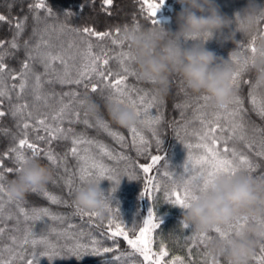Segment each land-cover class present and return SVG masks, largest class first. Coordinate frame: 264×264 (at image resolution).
Returning <instances> with one entry per match:
<instances>
[{
    "label": "trees",
    "instance_id": "trees-1",
    "mask_svg": "<svg viewBox=\"0 0 264 264\" xmlns=\"http://www.w3.org/2000/svg\"><path fill=\"white\" fill-rule=\"evenodd\" d=\"M36 2L38 0H0V15L6 18L5 21H0V57L7 65V69L11 70L6 69L3 77L0 78V88L7 93L5 97L0 98V111L5 113L3 117H0V163L5 168L14 169L12 173L5 172L3 181H0L3 186V192L0 193V227L4 229L3 234L0 235L2 258L9 259L12 253L4 249L11 248L17 256L13 264H26V260L32 259L33 251L59 254L52 259L40 256L39 264H105V261L111 264V258L121 253L124 256L120 264H126L130 259L142 261L139 256L131 258L127 256L131 249L122 237L117 238V247L105 236L110 234L109 220L121 223L126 228L135 225V235H137L146 218L145 208L147 206L152 207L156 213L155 222L161 220L160 228L153 230L152 247L154 251H158L160 243L163 242L169 252V256L165 257V262L178 256L185 260V264H210L205 256L204 243L194 244L190 237L195 232L190 227L184 229L181 222L182 209L171 205L165 199L164 193L172 187V184L169 178L164 176V172L168 171L178 177L183 173V165L187 163L189 154L193 157L203 154V150L196 147L201 143L199 137L205 130L201 121H211L214 124L216 116L219 115L221 119L218 122L225 131L220 133L219 129L217 130L216 135L223 137L218 140V148L221 151L225 147L235 149L237 153L246 156L253 168L244 174L257 180H264V156L257 155L264 145V117L259 114L260 109L264 107V89L253 86L254 71L248 65L241 72L238 86L234 87L235 98L228 110L210 108L202 99L203 96L190 93L178 76L171 78L168 92L161 95L151 82L129 75L125 83L132 98L136 99L139 105L138 96L144 95L145 92L148 94L145 103L155 97L156 101L148 112L151 116L160 115L162 117L159 123L149 126L145 121L141 106L140 123L134 127L137 133L143 135L148 141V146L147 152L138 154L137 147H143V145H140L138 136L136 146L133 145L134 137L130 131L132 127H122L112 122L105 107L110 100L116 102L112 89L105 87L106 83H111L117 78L115 75L107 82L94 74L81 84L61 83L60 80L65 78L66 71L69 73V78H77L78 73L90 62L87 56L88 43H91L94 55H100L103 58L104 54H107L109 58L108 65L102 66V62H98L99 70L106 74L111 71L114 74L119 72L123 75L118 56L121 52H128L130 49L128 44L121 39V35L125 29L133 25L142 27L152 25L147 3L144 0H113L112 4H106L104 0H45L48 7L53 9V15L45 21L46 12L32 8ZM157 2L158 0H148V3ZM247 2L248 0H216L221 13L233 19L234 14L244 8ZM257 2L264 6V0H257ZM180 10L181 6L176 3V0H164L155 19L159 24L175 31L176 16ZM37 13L41 17L39 22L34 18ZM18 22L25 25L19 35H17L16 27ZM60 24L66 25L63 31H60ZM85 27L96 32H108L110 36L98 39L96 36L89 37L82 31L80 34L70 31L74 28L82 30ZM258 29L264 32V20L258 22ZM113 39L123 41V43L113 44ZM236 39L240 41V51L243 45L251 41L248 36H243L239 32ZM13 41L17 44L16 48L11 46ZM42 41L47 42L46 45ZM37 44H41L39 49L41 52L50 51L62 56L67 62V69L59 60L46 69L45 64L37 56ZM206 47L218 56L227 59L234 45L228 42L221 46L214 36L206 43ZM30 56L36 59H30ZM240 60H243L242 55ZM24 63L29 64L31 71L25 77L26 87L21 92L20 74L24 71ZM127 63L130 69L135 70L134 61ZM37 75L41 78L39 87L35 79ZM13 76H16V79H13ZM85 84L88 87H85ZM92 85L98 86L97 92L91 91ZM37 95L41 97L40 100L36 99ZM86 95L99 106L100 117L103 123L108 125V131L100 126L101 123L90 119L85 114L81 101ZM238 98L241 101V113L234 121L230 113L236 107L234 102ZM122 104L130 106L127 101ZM22 105H27V107L13 116L12 112ZM65 105H67L65 118L53 120L52 117ZM29 113H31L30 116ZM73 113L79 114L78 119L72 115ZM40 119H45L47 124L54 127L63 128L68 138L64 139L61 135V138L52 140L44 128L38 124ZM85 120L89 123L85 124ZM25 122L29 124L27 129L23 128ZM234 123L242 127L237 130L236 137L229 139L232 136ZM25 132L29 142L35 143L40 149V155H33L31 149H22L25 157L35 156L41 164L48 166L52 172V179L45 187L30 191L23 199L12 197L9 200L6 190L7 183L14 178L19 167L15 161V154L11 153L10 149L18 146ZM110 132L123 136V141H117L109 134ZM241 135L245 137L244 141L238 138ZM38 136L44 139H37ZM74 136L92 141V143L78 145L79 156L88 155L111 170L100 178L102 180L100 187L106 195L112 187L115 188L111 201L113 212L112 214L107 213L103 219L77 213L74 194L87 181L80 180L83 161L71 153ZM157 140L160 141L159 147L156 144ZM189 144L192 145L191 149L187 148ZM99 145H103L113 158L110 159L109 156L102 154ZM85 149H88L87 153L84 152ZM49 150L55 154L56 164L44 155ZM151 155H160L164 159L146 174L141 166L151 163ZM121 157H126V159H121ZM229 158H231V153H229ZM109 175L117 177L120 183L116 185L114 180H109ZM129 176H134L135 181H131L133 179H129ZM149 176L155 178L154 183L159 182L158 191L148 185ZM88 179L97 181L96 176ZM70 188L71 194H69ZM50 196L58 198L59 202L53 203ZM43 209H47L48 215L43 214L41 211ZM25 214L29 217L28 219H25ZM36 214L40 215L39 220L33 219ZM114 227L113 224V230ZM29 229L33 233L30 239L44 238L48 241V245H37L33 248L29 244L21 247V242ZM210 235L216 237L217 234L212 232ZM129 236L130 238L135 237L131 232ZM13 237L16 238L15 244ZM92 239L103 240V246L113 247L114 252L92 255ZM77 244L86 247L76 249L77 255L74 256L72 250ZM261 245L256 248L250 264H258ZM20 256H23L24 260H21ZM78 256L82 258H77ZM218 264H225V262L221 258Z\"/></svg>",
    "mask_w": 264,
    "mask_h": 264
},
{
    "label": "clouds",
    "instance_id": "clouds-1",
    "mask_svg": "<svg viewBox=\"0 0 264 264\" xmlns=\"http://www.w3.org/2000/svg\"><path fill=\"white\" fill-rule=\"evenodd\" d=\"M176 3L181 10L176 16L175 31L157 23L147 27L133 25L122 32L121 39L129 46L140 80L151 82L158 94L163 95L169 90L171 78L178 76L190 93L207 97L210 108L224 109L235 98L232 78L237 70L234 59L241 58L240 41L236 39L239 32L254 40L256 54L249 63L255 73L253 86L264 89V32L258 29V22L264 18V6L257 0H248L233 19L221 13L216 0H176ZM214 36L221 46L228 42L234 45L227 59L206 47ZM82 106L90 119L103 123L99 106L87 95ZM105 107L111 121L122 127L140 123L130 106L110 100ZM51 179L48 166L35 156H27L8 181L6 190L11 197L23 199L33 189L45 187ZM101 181L87 182L74 194L76 208L95 213L99 219L107 215L115 192L112 187L106 195ZM180 208L181 222L208 237L203 243L210 264H218L221 258L225 264H250L256 248L264 243V180L244 173L220 174L206 190ZM242 217H247L249 223L239 235L231 238L210 235L214 229H223Z\"/></svg>",
    "mask_w": 264,
    "mask_h": 264
},
{
    "label": "snow or ice",
    "instance_id": "snow-or-ice-1",
    "mask_svg": "<svg viewBox=\"0 0 264 264\" xmlns=\"http://www.w3.org/2000/svg\"><path fill=\"white\" fill-rule=\"evenodd\" d=\"M113 0H104V3L106 4H112ZM145 3H147L148 7V14L149 17L152 18V24H157L158 21L155 19L157 12L159 11L160 7L164 3V0H158L157 3H148V0H144ZM32 8L35 10H44L46 12V16L44 17L45 21H47L48 17H51L53 15V9L51 7H48V5L45 3V0H38ZM31 10V9H30ZM70 14V13H69ZM35 20L37 22L40 21L41 17L37 13L35 15ZM5 16L0 15V21H5ZM26 19V18H25ZM261 20H264V18H261ZM57 23H59L57 21ZM23 23H17V35L20 34V32L24 28ZM138 26V25H137ZM47 27V25H46ZM66 25L60 24V31H63ZM70 31L76 32L77 34H80L82 31L84 34H87V36H96L98 39H104L106 37L110 36V33L108 32H96L93 31L90 28H83L81 29H71ZM113 44L116 43H123V41H118L116 39H113ZM46 45L47 42H43ZM11 46L13 48L17 47V44L15 41L12 42ZM41 48V44L36 45L37 49V56L41 59V61L45 64V68L47 69L49 66H51L55 61L59 60L60 63L67 69V62L63 59L62 56L58 54H53L52 52H41L39 49ZM250 53V54H249ZM256 54V48L254 45V40H251L247 45L242 46L241 55L243 56V60H235L234 63L236 64V72L233 75L232 83L233 87L238 86V80L240 77V74L243 70H245L250 60L255 56ZM87 56L90 58V62L87 63L84 68L78 73L77 78L71 79L69 78V73L65 72V78L61 79V83H75V84H81L83 81L91 78V76L94 74L99 79H102L103 81L107 82L109 81V78L115 75L117 78L113 80L111 83H106L105 87L112 89V91L115 94V100L117 103H127L135 109L137 116L140 117L142 114L141 106L143 107V115L145 117L146 123L150 126L155 123H159V121L162 119L160 115L151 116L148 112V109L153 107V104L156 101L155 97H152V100L145 103L147 93L145 92L144 95L138 96L139 105L137 104V100L133 99L131 96V92L128 90L127 85L125 83L127 77L129 75L137 76V73L135 70L130 69L127 62L133 61V57L128 52H121L118 56L119 63H120V69L121 72L124 73L121 75V73H113L111 71L107 72V74L98 69V62H102V66L108 65L109 58H107V54H104V57L102 58L100 55H94L92 52V45L91 43L87 44ZM30 59H36V57H29ZM7 69V65L3 63L2 57H0V78L3 77V74L5 73ZM8 71H11L10 69H7ZM23 70L20 74L21 76V82L19 84L20 91L23 92L26 87V75L29 71H31V68L28 63L23 64ZM13 79H16V76L12 77ZM138 78V76H137ZM36 84L37 87L40 86V76H36ZM85 87H88L87 84H85ZM91 91L93 93L98 91L97 85L91 86ZM7 95L6 91L3 88H0V98L5 97ZM74 95V94H73ZM37 100H40L41 97L39 95L36 96ZM203 100H207V97H202ZM82 103V101H81ZM236 107L231 111L230 115L233 117V120L235 121V118L240 116L241 113V101L238 98L235 102ZM253 103L255 101L253 100ZM27 105L19 106L15 111L12 112L13 116H16L19 114L23 108H26ZM67 105H65L64 108H61L59 112L56 113L52 117L53 120H63L65 118V108ZM179 107V105H177ZM228 106H226L224 109L228 110ZM262 117H264V107L260 109L259 113ZM5 113L3 111H0V117H3ZM31 113H29V116ZM72 115L76 116L78 119L79 114L73 113ZM221 117L219 115L216 116V123L213 124V122H204L201 121V123L204 124V132L202 135H200L199 139L201 143L197 144L196 147L203 150V154L198 157H193L191 154L188 156L187 163L183 165V173L180 174L178 177L176 174L170 173L168 171L164 172V176L169 178L171 181L172 187L164 193L165 199L174 206L184 207L186 206L191 200H193L196 195L206 190L213 179L220 174H226V175H235L237 173H245L250 170H252L253 165L248 160V158L244 155H241L237 153L235 149H229L225 147L223 151H221L218 148V140L223 139L222 136L218 137L216 135L217 130L219 129L220 133H223L225 131L224 128L221 127L219 124V120ZM85 124H88L89 122L87 120L84 121ZM38 124L44 128V131L48 134V136L52 139H59L61 138V135H63L64 139H67V135L64 134V129L56 126L54 127L51 124H47L45 119H40L38 121ZM91 126V125H89ZM102 128L105 129V131H108V125L106 123H101L100 125ZM29 127V124L25 122L23 124V128L27 129ZM242 125L233 124L232 128V136L229 137V139H232L236 137V132L239 128H241ZM71 131V129H69ZM130 131L133 133V145L136 146V137H139L140 145H143V147H137L138 154L147 152V146L148 141L144 138L143 135H140L137 133V130L135 127H132ZM110 135H112L117 141H123V136L118 135L116 132H110ZM153 135H155V132L153 131ZM241 141L245 140V137L243 135L238 137ZM37 139L43 140L44 137H37ZM83 143H92V141L85 140L82 137L74 136L72 139L73 147L71 148V153L73 156H78V158L83 161V165L80 169V180L81 181H87L91 182L88 178L92 176H96V180L99 181L100 178H103L108 172H110V169H107L103 164L97 163L93 158L89 157L88 155L79 156V148L78 145ZM227 143V141H225ZM157 147H159L160 141H156ZM100 151L102 154L109 156V158H113L111 156V153L107 151V149L103 145H99ZM249 147H251V144H249ZM31 149L33 155H40V149L37 147L35 143H30L27 138V133L25 132L24 138L20 139L18 142L17 147H13L10 149L11 153L15 154V161L18 164L23 163L25 159V154L22 151V149ZM187 148L191 149L192 145H187ZM85 153L88 152V149L84 150ZM229 153H231V158H229ZM44 155L47 157L48 160H50L53 164H56L57 158L55 154H53L50 150L45 152ZM259 156H264V145H262V149L260 152L257 153ZM121 159H126V157H121ZM151 163L142 165V171L144 173H150L154 166L158 165L162 159H164L160 155H151L150 157ZM91 160V163L89 161ZM14 171L13 168H5L2 163H0V181H3L4 179V173H12ZM195 173V174H193ZM109 180H114L115 184L118 185L120 183L119 179L115 176H108ZM129 179H135L134 176H129ZM155 178L149 176L148 177V185L151 186L152 189L158 191L160 188L159 182H155ZM69 184L71 182L69 181ZM32 191H36V189H33ZM113 191H115V188H113ZM3 192V186L0 184V193ZM45 195H48V193H44ZM71 194V188L70 192ZM9 200L12 199V197L9 195ZM53 203H58L59 200L56 197H49ZM143 198V196L141 197ZM44 215H48L47 209L41 210ZM21 212H23V209H21ZM113 209L111 206L108 208V213L112 214ZM77 213L81 215H88L90 217H97L95 213H85L82 210L77 208ZM29 217L27 214H25V219H28ZM33 219L39 220L40 215L36 214ZM156 220V213L154 212L153 208L150 207L147 213V218L143 220V226L139 228V234L135 235L136 227L133 225L131 228H126L125 226H122L121 223H116L114 220H109V232L110 234L106 235L105 238L107 240L113 241V244L118 247L117 238L122 237L124 241L127 242V245L131 249L130 252L127 253V256L129 258L133 256H139L142 258V261H135V260H129V262H126V264H185V260L182 257H173L171 260L165 262V257L169 256L168 250L165 248L163 242L160 243L159 250L154 251L153 250V237L152 233L153 230L160 228V222H155ZM249 223V220L247 217H242L238 222L231 223L224 227L223 229L217 228L214 229V233H216L217 238H231L233 236L239 235L240 230L242 227H244L246 224ZM115 225L114 230L112 229V225ZM184 229H188L189 226L186 224H183ZM4 232V229L0 227V235H2ZM132 233L135 238H130L129 233ZM104 235V234H102ZM33 237V233L29 229L26 232V235L24 236L21 247L24 245H31L33 248H35L37 245H48V241L44 238H41L39 240ZM208 237L204 234L199 233H193L190 237V240L194 244H202L205 239ZM13 243H16V238L13 237ZM91 244L93 245V248L91 250L92 255H103V254H110L114 252L113 247L103 246V240H97L92 239ZM50 246V245H49ZM85 245L77 244L75 246V249L72 250V254L75 256L77 255L76 249H82L85 248ZM5 251H8L9 253H12L10 255L9 259H3L2 254H0V264H13V261L17 258L16 254L13 253V250L11 248L4 249ZM59 255L58 253H49L47 251L42 252H35L33 251L31 253L32 259L26 260V264H39V257L40 256H46L49 259H52L54 256ZM124 254L121 253L120 255H115L111 258V264H120ZM21 260H24L23 256L19 257ZM82 258V257H77ZM105 264H108L107 261H105ZM258 264H264V243H262L260 248V256L258 258Z\"/></svg>",
    "mask_w": 264,
    "mask_h": 264
},
{
    "label": "rangeland",
    "instance_id": "rangeland-1",
    "mask_svg": "<svg viewBox=\"0 0 264 264\" xmlns=\"http://www.w3.org/2000/svg\"><path fill=\"white\" fill-rule=\"evenodd\" d=\"M145 209H146V218H147V213H148L149 208L146 206ZM146 218H145V219H146ZM142 226H143V224H142ZM138 234H139V232H138ZM138 234H137V235H138ZM134 238H135V237H134Z\"/></svg>",
    "mask_w": 264,
    "mask_h": 264
}]
</instances>
